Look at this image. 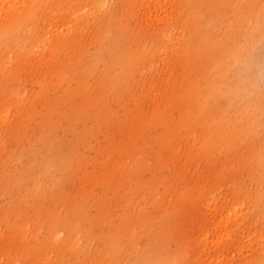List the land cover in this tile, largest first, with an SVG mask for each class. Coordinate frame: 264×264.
I'll return each mask as SVG.
<instances>
[{
	"label": "rangeland",
	"instance_id": "374dc122",
	"mask_svg": "<svg viewBox=\"0 0 264 264\" xmlns=\"http://www.w3.org/2000/svg\"><path fill=\"white\" fill-rule=\"evenodd\" d=\"M239 20L264 0H0V264H264Z\"/></svg>",
	"mask_w": 264,
	"mask_h": 264
},
{
	"label": "bare ground",
	"instance_id": "6f19581e",
	"mask_svg": "<svg viewBox=\"0 0 264 264\" xmlns=\"http://www.w3.org/2000/svg\"><path fill=\"white\" fill-rule=\"evenodd\" d=\"M239 35L248 37L250 41L257 40V37H261L258 38L261 43H259L257 51L250 58H248L246 52L254 42L247 41L249 43H247L245 47H240L242 50L236 49V51L233 52H226L227 57L234 58L235 61L239 63V69L244 68L246 70L248 77L252 78L250 79V84L252 85L254 82L253 79H255L259 73L258 64L261 60V56L264 54V20L260 25H253L251 27L248 26L244 20H239L238 24L232 31L231 42L233 45L237 44Z\"/></svg>",
	"mask_w": 264,
	"mask_h": 264
}]
</instances>
